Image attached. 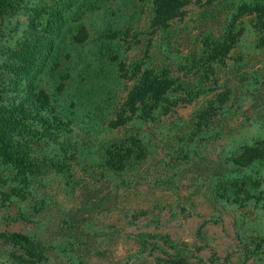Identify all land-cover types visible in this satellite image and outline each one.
Instances as JSON below:
<instances>
[{"label":"rangeland","instance_id":"374dc122","mask_svg":"<svg viewBox=\"0 0 264 264\" xmlns=\"http://www.w3.org/2000/svg\"><path fill=\"white\" fill-rule=\"evenodd\" d=\"M8 2L3 104L47 96L44 119L65 132L8 139L26 169L0 157V264L32 260L15 233L35 264H264V16L251 12L264 0L192 3L157 31L152 0ZM37 17L50 47L22 81L6 50ZM143 64L178 88L133 115ZM119 115L133 117L112 128ZM90 197L104 209L77 213Z\"/></svg>","mask_w":264,"mask_h":264},{"label":"trees","instance_id":"16d2710c","mask_svg":"<svg viewBox=\"0 0 264 264\" xmlns=\"http://www.w3.org/2000/svg\"><path fill=\"white\" fill-rule=\"evenodd\" d=\"M203 1L204 0H152L153 16L150 21V28L154 31L168 28L173 21L184 17L185 7L192 3L201 4ZM205 1L210 3L214 0ZM53 2L55 4H59V0H53ZM251 9V12H256L260 14V16H264V4L253 6ZM11 10H14L12 2L9 3L8 0H0V25H3V17ZM39 19V17L31 19V22L23 32V36L18 42H16L17 44L14 47H7L6 50L9 55L8 58L10 60L12 59V61L8 63V67H10L12 71H15V75L19 76L22 81L34 78V75L38 72V69L41 65L40 59H43L45 49L50 47L49 38L39 35V22H37ZM114 35L118 34L115 33ZM122 67L124 69V66ZM132 73L134 75L135 85L129 94L128 101L129 105L132 107L130 111L133 113V115H136L135 113L138 106L148 104L147 102L149 100H154L157 104H160L166 100L168 94L172 92L175 87L178 88V86H176V80L172 79L168 75H159L154 70L145 68L144 64L142 66H137L132 70ZM1 74V80L7 81V79L10 78L9 72ZM14 81L15 78L12 79V83H14ZM29 84L32 83L30 82ZM13 100L14 101L10 102L9 104H3V97L0 96V110L8 111V113H10H0V157L9 163H13L21 167V169H26L24 162H22L20 157H18V153L10 150V146L8 147V139H18V142L21 141L19 137H21V135L24 136V134L27 133V128L40 137L47 135L52 136L54 133H56L55 131L61 133L65 132V130L63 131L64 126L60 125L61 122L60 124H54L50 122L49 119H44L42 114L44 110L47 111L51 108L50 112L56 114V108H52L50 106L51 101L49 97L46 96V102L36 99L35 102H29L26 98L19 100L16 97ZM152 109L153 106L150 107V110ZM17 115L19 116V119L17 118L15 121L14 118H16ZM131 117L133 116L124 117L119 115V121L112 124V128H119L125 125L128 121H130ZM29 119H36L39 121L42 127H44L43 134H40L39 130L37 131L38 128H36V126L34 127L33 124L31 125L27 122ZM54 121L56 120L54 119ZM30 133L31 132L27 134ZM29 136H31V134ZM22 143V145H25V147H28L29 145L28 142L24 140ZM65 153L66 156L68 154V150ZM121 165V163L117 165L109 160L106 162L107 169L109 168V170H118L120 169ZM64 167L67 168L65 172H68V167L70 168V166L65 163ZM54 168L64 171V168H58V166H54ZM101 199H104V197H101ZM101 201L102 200H97L93 197L88 198L87 201L85 198L81 203V207L77 210V213L83 212V214L89 215L91 211H101L105 207ZM10 238L13 241L12 243L19 246L23 245L25 248H22L25 249V251L28 249L27 253L32 260L24 259L25 262L35 264L42 260V258H39V256L35 253V250L32 249V246L35 247V244L31 237H28L22 233H15L12 234Z\"/></svg>","mask_w":264,"mask_h":264}]
</instances>
